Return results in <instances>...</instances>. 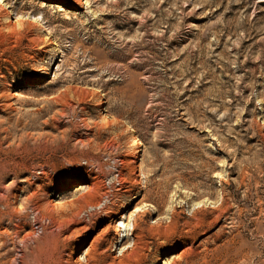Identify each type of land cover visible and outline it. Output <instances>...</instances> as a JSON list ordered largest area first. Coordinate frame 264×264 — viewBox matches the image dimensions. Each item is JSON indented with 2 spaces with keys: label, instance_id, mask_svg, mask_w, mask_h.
I'll use <instances>...</instances> for the list:
<instances>
[{
  "label": "rangeland",
  "instance_id": "1",
  "mask_svg": "<svg viewBox=\"0 0 264 264\" xmlns=\"http://www.w3.org/2000/svg\"><path fill=\"white\" fill-rule=\"evenodd\" d=\"M0 264H264V0H5Z\"/></svg>",
  "mask_w": 264,
  "mask_h": 264
},
{
  "label": "bare ground",
  "instance_id": "2",
  "mask_svg": "<svg viewBox=\"0 0 264 264\" xmlns=\"http://www.w3.org/2000/svg\"><path fill=\"white\" fill-rule=\"evenodd\" d=\"M4 5L5 4V0H0V5ZM16 13V18H19L20 17V14H17V12H15ZM25 17V16H24ZM21 18V17H20ZM78 185H80V186H78ZM98 186V184H96L95 185V182L93 183H91V184H87V183H79V184H77L76 186H74V191H77L78 189H84V188H86V187H89V186ZM9 187V186H8ZM99 187V186H98ZM97 188V187H96ZM8 190V189H7ZM97 190V189H96ZM95 191V190H94ZM6 196V195H5ZM90 200V199H89ZM93 200V199H92ZM91 201V200H90ZM77 201H75V202H72V203H70V204H74V203H76ZM79 202V201H78ZM78 202L76 203V204H78ZM104 202H103V200H99L97 203H95V204H92L91 206H94L93 208H95L96 209V207H101V206H103L104 204H103ZM80 204V203H79ZM78 204V205H79ZM82 204V203H81ZM75 206H77V205H75ZM227 206V205H226ZM102 208V207H101ZM110 208V207H109ZM70 209V208H69ZM76 209V208H75ZM81 210V209H80ZM223 210V209H222ZM75 212V211H74ZM50 216V215H49ZM60 216V215H59ZM58 218V217H57ZM59 219V218H58ZM67 224V223H66ZM41 225V224H40ZM32 233V232H31ZM86 252V251H85ZM88 252V251H87Z\"/></svg>",
  "mask_w": 264,
  "mask_h": 264
}]
</instances>
